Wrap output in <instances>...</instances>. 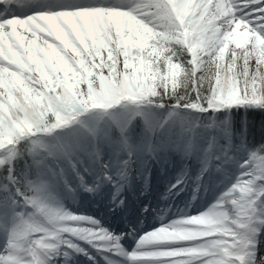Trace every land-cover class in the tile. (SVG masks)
Instances as JSON below:
<instances>
[{
    "label": "snow or ice",
    "instance_id": "6c2138e0",
    "mask_svg": "<svg viewBox=\"0 0 264 264\" xmlns=\"http://www.w3.org/2000/svg\"><path fill=\"white\" fill-rule=\"evenodd\" d=\"M239 108L264 111V0H0V264H264V143L215 118ZM186 112L213 118L169 136ZM157 165L165 199L219 191L131 253L64 204L124 209Z\"/></svg>",
    "mask_w": 264,
    "mask_h": 264
},
{
    "label": "rangeland",
    "instance_id": "374dc122",
    "mask_svg": "<svg viewBox=\"0 0 264 264\" xmlns=\"http://www.w3.org/2000/svg\"><path fill=\"white\" fill-rule=\"evenodd\" d=\"M192 118L196 119L195 121H197L199 124H202V123H200V116L198 114H195ZM215 118H216V116H215ZM220 121H222V120H220ZM203 124H207V123H203ZM211 132H212L211 127L207 128V129H197V134H205V133L211 134ZM153 171H154L153 172L154 182H153L152 190H150L147 195H140V194H137V193L131 192V191L128 192L126 194V205H127V207L124 208L123 211L127 212V211H129V209L135 208L136 207L135 202H138L144 198V200L142 201V205L139 206L140 211L142 209H145V208H143V206L145 204H147L146 208L148 210H150V209H151V211L157 210L155 212V214H157L158 216L164 215V214H162V210H164V208H161V206H166V204L162 205V203H159V202L164 201L166 192H167L170 184L176 182L179 170L177 167L169 165L165 168V170L163 172H160L159 166L157 169H155V170L153 169ZM156 172L159 173V175H156ZM156 176H158V177H156ZM70 179H71V176H70ZM208 183H209L208 193L204 194L203 192H201L199 197H201V195L208 196L211 193H214V191H217V192L219 191V188H217V186H216L217 185L216 178H213V180L209 181ZM159 187L164 191H161L159 189ZM186 190L190 191V195L194 194L191 184L184 191H186ZM184 191L180 192L179 195L183 194ZM53 195H55V194H53ZM61 195L63 197L64 204L66 207H68L69 209H72L74 211H79L80 213H82L84 215L95 217L96 214H99V213L104 214V212H105L107 214L106 215L107 218L108 219L111 218L110 220H112V218L114 219L115 217L118 216L121 218V220L123 222V216H125V218H128L127 214L123 215V216L116 214L115 216H113V211H112V206L110 204V199H104V200H101L99 202L97 200V198H92L87 193H83V192L78 193L76 199H73L71 194L66 193L63 190L61 191ZM179 195H176L174 198H177ZM86 197H89V198H86ZM191 198L192 197L190 196V199ZM154 200L158 201V203H159L158 207L153 206ZM176 205H177V202H176ZM101 209H104V210L102 211ZM171 209H172V206H170L169 210H171ZM120 210L121 209L116 210L118 214H119ZM175 210H177V208ZM153 213L154 212H151V216L153 215ZM139 219H141V218H139ZM140 223H142V222L134 223L131 226L130 222H127V224H126L127 227H125V229L121 228L119 234H121V233H132L130 230L132 228L136 229L137 225H139ZM116 234L119 235L118 233H116ZM125 238H126V236H125ZM82 247H85L92 256H94L95 258H98L96 253H94V252L92 253L89 251L90 247L88 245L82 244ZM74 261H80V262L88 261V258L86 256L80 255V256H76ZM74 261H72L71 264H74Z\"/></svg>",
    "mask_w": 264,
    "mask_h": 264
},
{
    "label": "bare ground",
    "instance_id": "6f19581e",
    "mask_svg": "<svg viewBox=\"0 0 264 264\" xmlns=\"http://www.w3.org/2000/svg\"><path fill=\"white\" fill-rule=\"evenodd\" d=\"M18 10L21 12L20 14H30L31 12L39 10V9L38 8H31V9L26 10L25 8L20 7ZM159 189L161 191H164L160 187H159ZM216 193H218V192L214 191V193H211L208 196L201 195V197H199L195 201V203L192 202V198L190 199V196L193 197V194L190 195V191H187V190L184 191V193L179 195L177 198L164 199L163 202H159V203H162V205L166 204V206H161V208H164V210H162V214H164V215H162V216L156 215V218L151 219V220H149V214L151 211L147 213V212H144V209L142 211H140L139 208L132 209L130 212V216L134 220L139 221L140 220L139 218H146V219L143 220L144 224L141 223L138 227V232H137L138 238H135V240L137 241L136 243L133 244L132 242H128V241L123 242V240L121 241V243L123 244L124 248L129 253H131L132 251H134L136 249L138 240L143 235H145L146 233H149L155 229H158L161 226L168 224V223L172 222L173 220L179 218L182 215L183 210L186 207L190 206L189 207L190 214L195 213L197 210H200V211L205 210L213 202ZM86 198H89V197H86ZM97 200L100 202L101 200H104V199L97 198ZM142 200H144V198ZM176 202H177V205H176ZM159 203H158V201L154 200L153 206L158 207ZM170 206H172L171 210H169ZM174 208L175 209L177 208V210H175ZM101 210L103 211L104 209H101ZM155 211H157V210H155ZM116 214L119 215L116 211L113 212V216H115ZM95 216L100 218V221L102 222V224L104 225L105 228L109 229L110 231H112L114 233H117L119 231L117 229V226H115L113 223H115V221H121L120 217L117 216L114 219L112 218V220H110L111 218L108 219L106 217L105 212H104V214L99 213V214H96ZM131 238H132V236L128 235V240L131 241L132 240ZM90 249H92V251H93V248L90 247ZM98 255L100 256V259H101V260L96 259L98 264H105L104 260L101 258V254L98 253ZM89 261H91V260H89ZM74 264H85V262L82 261V263H80V261H74ZM92 264H93V262H92Z\"/></svg>",
    "mask_w": 264,
    "mask_h": 264
},
{
    "label": "trees",
    "instance_id": "16d2710c",
    "mask_svg": "<svg viewBox=\"0 0 264 264\" xmlns=\"http://www.w3.org/2000/svg\"><path fill=\"white\" fill-rule=\"evenodd\" d=\"M163 116H167L169 110H161ZM194 113V112H193ZM192 112L185 113L183 121H176L168 129V134L171 137L179 138L181 136H190L192 132L190 119L194 115ZM200 123H207L209 119L213 118V114H200ZM216 118L224 122H230L234 133H245L246 139L250 145H259L264 143V111L255 109H233L230 113H217ZM195 123V122H194ZM198 123H195L197 125ZM197 133V129H194ZM58 138V136L56 137ZM53 139V138H49ZM38 151H44L43 148L37 147Z\"/></svg>",
    "mask_w": 264,
    "mask_h": 264
}]
</instances>
